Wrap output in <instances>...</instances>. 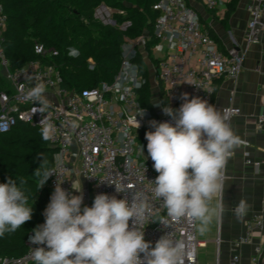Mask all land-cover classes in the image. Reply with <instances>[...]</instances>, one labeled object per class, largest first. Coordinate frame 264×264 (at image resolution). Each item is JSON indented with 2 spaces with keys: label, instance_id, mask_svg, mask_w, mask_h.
<instances>
[{
  "label": "built area",
  "instance_id": "1",
  "mask_svg": "<svg viewBox=\"0 0 264 264\" xmlns=\"http://www.w3.org/2000/svg\"><path fill=\"white\" fill-rule=\"evenodd\" d=\"M198 1L209 9L219 2ZM102 7L94 10V15L103 24L119 30L131 25L130 20L116 23L112 12L100 10ZM247 8L249 18L245 36L248 41H255L264 31V0H249ZM153 9L158 15L151 31L145 29L138 36L123 40L119 66L111 81L103 79L89 88L69 90L61 85L62 76L54 64L30 60L10 68L3 47L7 14L0 4V77L9 83V88L0 90V133L10 131L18 121L42 129L51 124L53 135L49 142L56 146L57 152L50 167L55 169L56 175L47 181V205L57 182L72 195H83L82 208L91 207L98 194L124 198L125 194L116 193L115 185H125L129 199L131 194H141L145 200L146 212L137 225L144 231L145 240L154 247L161 236L171 233L184 247L181 264H198V249L203 242L197 237L196 221L169 217L162 201L154 195L152 181L158 173L148 156L145 134L154 131L149 124L152 120L172 122L162 109L165 105L179 109L183 93L212 104L215 81L236 79L243 53L233 46L219 47L189 0H158ZM156 46L162 48L161 56L151 55L150 48ZM34 51L39 55L58 54L55 48L47 49L38 42L34 44ZM138 58L146 62L147 70L151 69L154 76L156 96L152 98L150 88L149 106L143 105L137 97L141 86ZM87 62L92 69L94 62L91 59ZM38 85H43L44 95L50 101L43 112L39 111L41 105L37 101L28 98V93ZM221 112L231 119L240 114V109L228 104ZM255 124L264 132V113L256 117ZM240 145L247 147L249 143L240 139ZM245 155L246 162L250 163L248 153ZM262 210L264 212V200ZM263 222L262 214L246 219L245 231L234 241L228 264H240L237 247L251 242L253 228L262 227ZM129 224L131 227L132 221ZM32 235L28 233L22 254L0 255V264H35L32 251L37 245L31 243ZM262 251V244L254 245L252 264H260ZM216 259L218 264V257Z\"/></svg>",
  "mask_w": 264,
  "mask_h": 264
},
{
  "label": "clouds",
  "instance_id": "2",
  "mask_svg": "<svg viewBox=\"0 0 264 264\" xmlns=\"http://www.w3.org/2000/svg\"><path fill=\"white\" fill-rule=\"evenodd\" d=\"M28 98L41 105V112L50 106L43 85L32 89ZM181 99L179 109L168 105L162 109L172 122L152 120L154 131L145 134L148 156L158 173L152 181L153 192L169 217L198 221L203 233L213 217L219 219L225 211L222 199L215 206L212 201L222 197L225 165L240 138L229 116L207 100L189 98L188 93ZM52 135L53 126L48 124L42 130L43 139L50 140ZM33 174L39 178V189L56 175L43 159ZM26 183L11 177L0 183V237L32 219ZM115 191L125 194L124 198L98 194L91 207L82 208L83 195H72L57 182L43 213L45 222L30 237L37 245L32 251L35 264H181L184 247L171 233L161 236L154 247L145 240L137 226L146 212L141 194H131L129 199L125 185H115ZM248 208L241 199L234 215L242 219Z\"/></svg>",
  "mask_w": 264,
  "mask_h": 264
},
{
  "label": "trees",
  "instance_id": "3",
  "mask_svg": "<svg viewBox=\"0 0 264 264\" xmlns=\"http://www.w3.org/2000/svg\"><path fill=\"white\" fill-rule=\"evenodd\" d=\"M158 0H0L7 14V27L4 33V52L11 69L22 66L27 61L39 60L42 64H54L62 76L61 85L69 90H81L95 86L100 80L111 81L119 66V51L126 37L134 38L145 29L151 31L158 15L153 5ZM238 0L226 3L224 20L236 8ZM106 5L121 9L113 13L116 23L130 20L126 30L98 22H89L91 4ZM87 12L86 18L82 16ZM92 12V13H91ZM211 36L217 39L208 28ZM41 43L47 49L55 48L57 55H39L34 44ZM88 59L94 62L88 68ZM141 86L137 90L139 101L150 105L151 83L146 62L138 58ZM0 77V90L4 89ZM163 102V93L160 90ZM42 128L18 121L10 131L0 133V183L7 179L26 181L29 202L33 206L32 219L15 232L0 237V255L18 256L26 249L28 233L45 222L43 215L49 198L47 182L39 189V178L33 173L41 165L53 164L56 146L44 140ZM17 183H19L17 181Z\"/></svg>",
  "mask_w": 264,
  "mask_h": 264
},
{
  "label": "crops",
  "instance_id": "4",
  "mask_svg": "<svg viewBox=\"0 0 264 264\" xmlns=\"http://www.w3.org/2000/svg\"><path fill=\"white\" fill-rule=\"evenodd\" d=\"M189 1L197 9L200 22L217 37L219 47L233 46L243 53L237 78L215 81L212 105L220 111L228 104L240 109V114L233 116L230 124L235 134L246 140L249 146L239 144L228 158L222 197L212 201V206H215L222 199L225 211L218 220L213 217L205 232H200L201 245H210L211 251L216 252L218 264H228L234 241L245 231L246 219L254 214H262L264 218V132L258 130L255 124L256 117L264 113V31L255 41L246 39L249 0H238L226 20L224 13L229 0H219L217 6L211 9L198 0ZM246 152L250 163L246 162ZM241 199L246 200L249 208L242 219H237L234 209ZM256 244L263 245L260 264H264V222L262 227L253 228L251 242L237 247L240 264H252L251 256Z\"/></svg>",
  "mask_w": 264,
  "mask_h": 264
},
{
  "label": "rangeland",
  "instance_id": "5",
  "mask_svg": "<svg viewBox=\"0 0 264 264\" xmlns=\"http://www.w3.org/2000/svg\"><path fill=\"white\" fill-rule=\"evenodd\" d=\"M99 6H103L102 8H100V10H110L112 12V14L113 13H118V14L122 13L121 9H119L115 6L106 5V3H104V2H101L98 5L92 3L91 7L88 10H91L93 12V10H96V9L98 10ZM86 14H87V12L82 13L83 18L84 17L86 18ZM89 22H91L92 24H96V23L101 22V21L98 18H96L95 15L92 13L91 19H89ZM161 51H162V48L160 49V47H157V46L150 48L151 55L154 54L156 56H161ZM148 64H149V62H148ZM153 77L154 76H153L152 70L149 69L148 78H149V81L151 83V96L154 99L156 96V88L154 85L155 83L153 82ZM3 81H4V87L9 88V83L6 80H3ZM196 225H197L196 234H197L199 241H201V234H200V230H199L200 225H199L198 221H196ZM216 257H217L216 252L211 251L210 245H205V246L199 247V249H198V264H217Z\"/></svg>",
  "mask_w": 264,
  "mask_h": 264
}]
</instances>
